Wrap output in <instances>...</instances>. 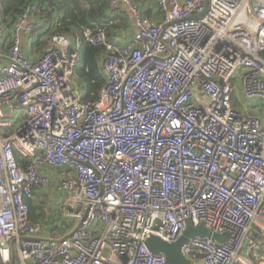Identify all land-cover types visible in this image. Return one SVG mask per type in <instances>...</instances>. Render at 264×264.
Here are the masks:
<instances>
[{"label":"built area","instance_id":"built-area-1","mask_svg":"<svg viewBox=\"0 0 264 264\" xmlns=\"http://www.w3.org/2000/svg\"><path fill=\"white\" fill-rule=\"evenodd\" d=\"M106 2L131 14L130 42L43 17L35 60L38 5L8 31L0 13V264H167L146 240L176 243L188 223L227 235L189 239L190 264H264V111L235 99L264 105V0H156L157 19ZM80 42L103 50L94 101L71 88ZM45 169L66 231L30 218Z\"/></svg>","mask_w":264,"mask_h":264},{"label":"trees","instance_id":"trees-1","mask_svg":"<svg viewBox=\"0 0 264 264\" xmlns=\"http://www.w3.org/2000/svg\"><path fill=\"white\" fill-rule=\"evenodd\" d=\"M134 1L141 3L143 0ZM27 3H36L39 14L48 19L56 16V32L69 37L79 36L85 29L98 28H102L109 36L110 31L116 27L114 15L108 11L106 0H0V13L4 23L8 17L13 18L15 13ZM48 33L38 34L39 39ZM102 51L101 47L80 42L76 72L79 73L84 89L81 98L83 101L96 100L98 91L104 84L98 67V59ZM28 204L30 218H34L35 208L30 202Z\"/></svg>","mask_w":264,"mask_h":264},{"label":"crops","instance_id":"crops-1","mask_svg":"<svg viewBox=\"0 0 264 264\" xmlns=\"http://www.w3.org/2000/svg\"><path fill=\"white\" fill-rule=\"evenodd\" d=\"M140 4L143 8L145 15L148 16L149 18L157 19L160 17L161 14L158 11V8L156 6V0H143V1H141ZM16 14H17V12L13 16V18H11V17L7 18V20L5 22V26L7 28V31L10 29V22L15 18ZM113 15H114L113 18H115L114 24L116 27L110 31L109 36L107 35L108 41L116 42L119 40L121 42H124V40H126L127 43L130 42L131 37L134 33V26H133V22L129 16V12L126 10V8L120 7L118 10H116L113 13ZM43 17L46 19L45 23L48 22V23L52 24V22H55V21L57 22L56 16L52 19L51 18L48 19L47 17L42 16L38 13L37 15L31 17L30 21L34 27V34L35 35H34L32 41L25 42V44L23 45V50L26 52L27 57H29L33 60H35L40 53V51H37V50L43 48L45 45L44 42H39V36L36 35L38 32H41V31L46 33L45 23L40 25V19ZM7 35L9 36V34H7ZM74 37H76V36H74ZM74 37L70 36L71 39H73ZM79 46H80V44H79ZM79 46H78V50H79ZM98 67H99V59H98ZM80 84H81V82H80ZM75 89L77 91H79V93L81 94V98H82L83 90H84L83 85L81 84V86L79 88H75ZM45 171L51 176L52 180L56 181L55 180L56 174L54 172L48 171L47 169H45ZM48 189L49 188L44 187L41 190H37V192L35 193V199L33 200V202H30L34 208L38 207L37 202H38L40 196H42L43 194L50 193V192H47ZM34 214H35L34 218H31V219L40 220L44 226L45 233L51 232V231H53V229H56V231H59V230L63 231V229L65 231L67 230V225H65L66 222L64 219L65 210H64V212L62 210H60L58 214L49 215V216H47L46 219H45V217H42L44 215L42 214L41 208L39 211L36 210ZM47 227L48 228L51 227V228L47 229Z\"/></svg>","mask_w":264,"mask_h":264},{"label":"water","instance_id":"water-1","mask_svg":"<svg viewBox=\"0 0 264 264\" xmlns=\"http://www.w3.org/2000/svg\"><path fill=\"white\" fill-rule=\"evenodd\" d=\"M207 4L208 0H205V6H207ZM129 16L132 20L130 13ZM194 237H206L218 243H222L227 238V235L212 234L210 231L205 229L203 225L193 227L190 223H188L185 231L176 243L168 244L157 237L151 236L146 240L145 247L152 254H162L165 257L167 264H190L189 261L182 255L181 248L189 241V239Z\"/></svg>","mask_w":264,"mask_h":264},{"label":"rangeland","instance_id":"rangeland-1","mask_svg":"<svg viewBox=\"0 0 264 264\" xmlns=\"http://www.w3.org/2000/svg\"><path fill=\"white\" fill-rule=\"evenodd\" d=\"M123 43H126V40H124ZM41 50H42V48L38 49L37 51H41ZM80 82H81V80L79 78V73L76 72V74L72 80L71 88L72 89L79 88L81 86ZM235 99H236V102H239L240 104H245L246 107L248 108V110L250 108L249 113H251V114L256 113L255 108H257V107H259L261 112L264 111V105H262V103H260L258 101H250V102L244 103V101L240 97L239 87L236 88ZM46 188H49L47 190V192H50V193L43 194L42 196H40V198L37 202L38 207L35 208L37 211H39L41 208L42 214L44 215L42 217H45V219L47 218V216L53 215V214H58L60 210L65 209L64 203H61V204L59 203V200L62 199V196H60L58 194L56 181L51 180L50 185L47 186ZM41 189H43V188H41ZM65 225H67V222ZM70 225L71 224L69 223V226ZM49 228H51V227H49ZM49 228L47 227V229H49ZM53 231L55 232L56 229H53Z\"/></svg>","mask_w":264,"mask_h":264}]
</instances>
